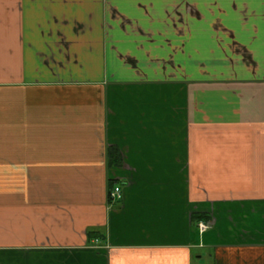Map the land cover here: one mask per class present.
Here are the masks:
<instances>
[{"label": "crops", "instance_id": "0c3cea01", "mask_svg": "<svg viewBox=\"0 0 264 264\" xmlns=\"http://www.w3.org/2000/svg\"><path fill=\"white\" fill-rule=\"evenodd\" d=\"M0 264H264V0H0Z\"/></svg>", "mask_w": 264, "mask_h": 264}, {"label": "trees", "instance_id": "16d2710c", "mask_svg": "<svg viewBox=\"0 0 264 264\" xmlns=\"http://www.w3.org/2000/svg\"><path fill=\"white\" fill-rule=\"evenodd\" d=\"M107 160L110 165H119L120 163V157L117 148L115 147H108L107 148ZM111 189L109 190V192ZM108 192V194H109ZM191 220L194 223H198L199 221L207 222L209 220V217H207L204 214H193L191 215Z\"/></svg>", "mask_w": 264, "mask_h": 264}, {"label": "built area", "instance_id": "2783aa9c", "mask_svg": "<svg viewBox=\"0 0 264 264\" xmlns=\"http://www.w3.org/2000/svg\"><path fill=\"white\" fill-rule=\"evenodd\" d=\"M122 198V193L119 187H114L108 194V199L110 202H117L120 201ZM208 229V224L206 223H199L198 224V230L200 233H203L205 230Z\"/></svg>", "mask_w": 264, "mask_h": 264}, {"label": "rangeland", "instance_id": "374dc122", "mask_svg": "<svg viewBox=\"0 0 264 264\" xmlns=\"http://www.w3.org/2000/svg\"><path fill=\"white\" fill-rule=\"evenodd\" d=\"M204 223H206V222H204ZM207 224V223H206Z\"/></svg>", "mask_w": 264, "mask_h": 264}]
</instances>
